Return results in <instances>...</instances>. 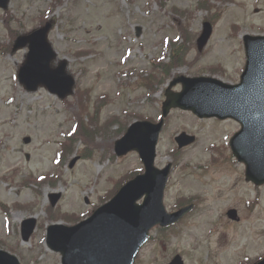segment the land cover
I'll list each match as a JSON object with an SVG mask.
<instances>
[{
  "label": "rangeland",
  "instance_id": "374dc122",
  "mask_svg": "<svg viewBox=\"0 0 264 264\" xmlns=\"http://www.w3.org/2000/svg\"><path fill=\"white\" fill-rule=\"evenodd\" d=\"M199 1L203 0H11L8 12L0 9L4 46L0 53V203L8 205L0 206V248L17 255L21 264H61L60 255L46 247L49 224L87 214L107 199L126 173L143 166L137 153L117 157L111 147L107 156L109 148L101 145L87 158L86 140L77 136L67 144L75 151L67 157L64 149L63 165L58 167L56 153L63 152L60 141L76 128L79 105L89 106L81 115L86 127L80 134L86 133L89 121L94 122L98 128L91 130L94 142L111 145L126 122L139 117L158 120L164 90L173 76L210 75V66L221 64L224 75L216 76L238 81L245 65L243 36L264 34V0H209L197 8ZM6 14L11 16L9 21ZM207 18L214 21V31L198 58L196 40ZM49 20L54 23L49 39L59 59L68 60L77 81L76 93L67 102L45 88L28 92L17 78L26 49L12 52L13 34ZM181 30L188 38L182 39ZM172 41L186 46L188 60L172 63L168 77H163L161 67L170 60ZM147 78L151 88L146 86ZM97 104L100 110L95 114ZM111 118L116 120L106 124ZM168 118L156 158L158 167L174 162L164 204L168 212L179 201H196V207L174 231L162 234L154 228L136 263L166 264L181 254L188 264H247L263 256L264 186L246 182L244 166L231 153L229 140L239 124L231 119H201L181 109ZM101 127L110 131L102 132ZM183 131L197 139L178 150L175 136ZM27 137L29 142L24 141ZM77 155L71 168L70 161ZM53 174L54 180L33 179ZM52 192L62 194L54 207V217L59 218L55 220L47 209ZM229 207L237 208L240 222L227 217ZM30 216L37 218V228L25 242L21 222Z\"/></svg>",
  "mask_w": 264,
  "mask_h": 264
},
{
  "label": "water",
  "instance_id": "95a60500",
  "mask_svg": "<svg viewBox=\"0 0 264 264\" xmlns=\"http://www.w3.org/2000/svg\"><path fill=\"white\" fill-rule=\"evenodd\" d=\"M9 0H0V6L6 8ZM48 24L30 35L19 38L16 48L30 45V52L20 69V82L35 91L40 85L47 86L60 97L73 93L75 79L67 72V62L52 67L57 58L56 52L48 42ZM212 32V26L206 22L204 31L198 40L199 49L206 45ZM247 62L237 85L208 78H189L180 76L167 88V99L163 104V116L171 108L191 109L203 116L234 117L241 121L243 129L232 140L234 151L240 159L247 160V153L241 152L235 144L242 140L247 148L261 145L264 147V36H246ZM182 82L181 92L172 91V87ZM159 124L150 122L135 123L121 141L117 142V152L125 154L136 149L146 165L144 175L129 181L107 204L98 208L87 220L69 227L52 225L48 230L47 242L51 249L62 254L63 264H134L135 257L148 238V232L157 223L166 225L182 217L185 210L168 214L163 205V191L168 169L160 171L154 168L156 144L162 129ZM252 135V139H249ZM247 137V139H245ZM30 139L26 138L28 142ZM180 146L191 143L193 137L185 133L177 138ZM264 152V151H263ZM264 163L262 154L258 155ZM248 162V178L257 180V169L262 165ZM147 194L143 204L137 201ZM59 194L52 195L55 204ZM234 212L230 211L229 215ZM36 226L31 218L23 222L22 233L28 240ZM0 264H20L18 259L0 251ZM169 264H184L177 256ZM255 264H264V258Z\"/></svg>",
  "mask_w": 264,
  "mask_h": 264
}]
</instances>
